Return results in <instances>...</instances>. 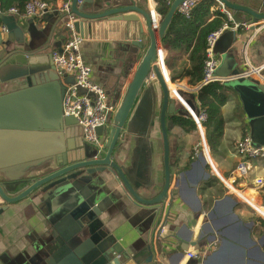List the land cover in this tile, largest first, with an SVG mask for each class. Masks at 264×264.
Listing matches in <instances>:
<instances>
[{
    "label": "water",
    "instance_id": "1",
    "mask_svg": "<svg viewBox=\"0 0 264 264\" xmlns=\"http://www.w3.org/2000/svg\"><path fill=\"white\" fill-rule=\"evenodd\" d=\"M183 1L172 0L155 25L151 10L135 0L70 1L73 29L82 37L100 23L116 29L119 23L137 22L136 14L145 19L146 32L139 24L124 47L131 55L143 54L107 135L101 127L96 129L105 139L99 151L84 141L76 118L64 114L65 84L73 80L62 79L51 59V47L62 50L61 41H51L55 26L61 27L68 14L58 12L55 26L38 28L34 18L19 22L14 15L0 13V25L6 29L0 30V264H161L155 255L168 252L157 234L153 250L151 227L165 203L168 219L172 200L169 121L178 117L193 121L200 111L198 90L172 83L159 66L166 67L157 51H163ZM216 1L234 12L237 25L245 22L254 29L264 22V12L229 0ZM241 14L248 16L246 21ZM236 31L226 29L217 39L214 50L220 62L215 73L237 94L253 145L264 146V83L239 76L244 68L231 52ZM107 183L111 191L115 189L111 199L104 195L109 193ZM116 196L128 200L127 211L133 212L125 214L132 216L131 224L152 213L139 237L109 227L106 211L110 213ZM25 199L45 220L33 218L40 230H30L28 245L12 253L1 239V221L10 205ZM115 205L123 207L120 198ZM227 245L219 254L228 252Z\"/></svg>",
    "mask_w": 264,
    "mask_h": 264
},
{
    "label": "crops",
    "instance_id": "2",
    "mask_svg": "<svg viewBox=\"0 0 264 264\" xmlns=\"http://www.w3.org/2000/svg\"><path fill=\"white\" fill-rule=\"evenodd\" d=\"M71 0H56V8ZM140 7L153 10L156 20L162 15L157 11L158 0H135ZM230 2L245 5L256 11L262 12L252 5V0H229ZM54 6V7H55ZM145 6V7H144ZM221 10V9H220ZM58 12H48L35 17L38 28L55 26ZM234 14V12L232 11ZM134 14V13H133ZM137 22L119 23L116 29L109 24H101L88 28L80 50L84 61L92 68V80L101 85L108 95L110 102L118 104V101L130 81L137 63L142 57L131 55L128 47L131 34H137L138 26H142L146 32L145 19L140 15ZM19 22L29 19L23 15H15ZM240 19L246 21L248 16L241 14ZM240 26V32L236 31V41L231 46L232 55L243 66L244 57L251 66H263L261 71L264 77V22H260L252 29L245 22ZM64 25L54 29V37L51 40L63 43L68 37ZM135 32V33H134ZM130 46V45H129ZM163 46V45H162ZM126 47V48H124ZM130 48V47H129ZM164 48V47H163ZM54 47L50 48V52ZM163 56L168 49H163ZM220 57V55H219ZM179 62L183 59L181 55ZM177 58V59H178ZM167 79V69L162 66ZM124 74V76L122 75ZM256 78V77H255ZM190 78L183 77L175 82L185 84V89L190 85ZM173 83V82H172ZM173 84H170L172 88ZM198 93V92H197ZM223 130L219 142L212 148L206 138L205 132L194 129L184 130L177 124L169 121L170 165L172 174V200L169 202L168 229L162 239L165 244L166 255L156 254L157 263L161 264H264V161L254 167L247 175H240L237 166L241 161L236 153L235 144L246 133L248 126L241 102L236 93L227 90L226 103L221 107ZM247 125V124H246ZM172 135L179 137L174 142ZM197 138L200 142H196ZM202 150L197 149V144ZM197 149L198 154L194 153ZM262 180L261 184H257ZM109 182V181H107ZM111 199L110 183L105 184ZM157 189V188H156ZM120 192V188L116 187ZM109 196V197H108ZM120 198L123 204L119 208L115 203ZM110 200L111 208L108 225L110 228L127 231L133 238L139 237V231L144 229L145 224L152 213L143 216L136 224H131L128 215L133 211H127L128 200L116 196ZM166 206L158 215L151 227V243L155 249L156 230L161 221L166 217ZM31 206L27 200L9 206L1 221V239L8 245L9 251L14 253L28 245L27 234L30 230H40L34 223L33 218L45 220L44 214ZM129 209V208H128ZM192 232V233H191ZM248 232L249 235L248 236ZM123 239H120L122 241ZM197 243L199 248H196ZM228 243L235 244V252L222 251ZM185 250L184 255L178 252ZM225 250V248H224ZM190 254L196 255V261L188 262ZM165 256V257H164Z\"/></svg>",
    "mask_w": 264,
    "mask_h": 264
},
{
    "label": "built area",
    "instance_id": "3",
    "mask_svg": "<svg viewBox=\"0 0 264 264\" xmlns=\"http://www.w3.org/2000/svg\"><path fill=\"white\" fill-rule=\"evenodd\" d=\"M165 1L170 4L172 0ZM200 1L201 0L183 1L178 8V14L185 18H189L192 8ZM54 6L48 5L42 0H29L24 5L23 12H20L16 7H11L3 11L0 5V13L14 16L23 15L29 18H35L48 12H66L68 14L69 19L63 23V28L68 32V37L62 43V50L61 52L52 50L50 53L58 75L62 79L69 77L73 80L72 83L65 84L66 91L63 98V112L66 116L71 115L76 118L78 124L82 128L84 141L96 146L98 151L103 150L105 139L102 135L97 134L96 129L101 127L103 129V134H105V136L107 135L111 126L113 114L116 110V104L110 102L106 90L92 80V68L84 61L80 50L83 39L79 34L75 33L73 29L74 16L70 14V2L63 3L59 8ZM219 6L221 11L233 23V26L224 25L208 34L203 63V78L199 84L188 89L199 90L202 86L211 82H223V79L218 77L215 73L220 62L219 54L214 50L215 43L226 29L237 30L241 25L245 26V24H235L232 19V11L221 4H219ZM151 13L155 25L157 21L155 12L152 10ZM0 30L2 32L6 31L3 25H0ZM157 52L158 56H162L164 59V51L159 48ZM159 66L161 67L160 63ZM241 67L244 68V70L240 72L239 76H253L264 83V77L261 74L263 66H251L244 57L243 66ZM153 76L154 74L151 72L149 77L152 78ZM205 120L206 112L200 107L199 114L193 117V122L201 132H203V122ZM235 150L241 158L236 169L240 175H247L255 166L264 161V146H254L248 134L236 142ZM194 153L198 154L197 149L194 150ZM261 183L262 180L257 181V184ZM168 225V219L166 220V217H164L155 232L160 239H164ZM191 257L196 258V255L190 254V258Z\"/></svg>",
    "mask_w": 264,
    "mask_h": 264
},
{
    "label": "trees",
    "instance_id": "4",
    "mask_svg": "<svg viewBox=\"0 0 264 264\" xmlns=\"http://www.w3.org/2000/svg\"><path fill=\"white\" fill-rule=\"evenodd\" d=\"M28 1L0 0V5L3 11L16 7L20 12H23L24 5ZM42 1L50 6H54L56 3V0ZM169 5L165 0H158L156 10L163 16ZM224 25L231 27L233 23L220 10L216 0H201L192 8L189 18L179 14L174 18L162 44L165 49H168L164 63L171 82H178L188 76L190 85L196 86L200 83L203 78L206 38L208 34ZM238 31L240 32V29ZM181 55L183 59L178 63V57ZM227 90L228 88L221 82H211L198 90V103L206 112V120L203 122L205 138L212 148L222 136L221 107L226 103ZM171 123L179 125L186 131L195 128L194 122L186 118H174ZM243 125L247 127L246 124ZM244 131L245 136L247 133L245 129ZM261 224L264 226V220H261Z\"/></svg>",
    "mask_w": 264,
    "mask_h": 264
},
{
    "label": "rangeland",
    "instance_id": "5",
    "mask_svg": "<svg viewBox=\"0 0 264 264\" xmlns=\"http://www.w3.org/2000/svg\"><path fill=\"white\" fill-rule=\"evenodd\" d=\"M252 5H254V6H256V7H258V9H260L262 12H264V0H252ZM264 36V35H263ZM192 87H194V86H192ZM188 88H191V87H189L188 86ZM172 137H173V141L175 142L176 140H177V138H178V140H179V137H177L176 135H172ZM196 142H200V140L197 138V141ZM197 149L199 150V151H201L202 150V146L198 143L197 144ZM228 244H230V245H227V251L230 253V252H235V250H236V245L235 244H233V243H228ZM226 252V251H225Z\"/></svg>",
    "mask_w": 264,
    "mask_h": 264
},
{
    "label": "bare ground",
    "instance_id": "6",
    "mask_svg": "<svg viewBox=\"0 0 264 264\" xmlns=\"http://www.w3.org/2000/svg\"><path fill=\"white\" fill-rule=\"evenodd\" d=\"M179 86V85H178ZM180 86H184L185 87V84L183 83V84H180Z\"/></svg>",
    "mask_w": 264,
    "mask_h": 264
}]
</instances>
